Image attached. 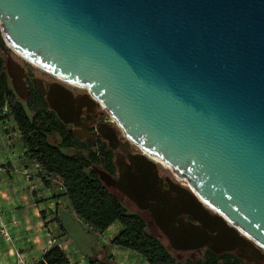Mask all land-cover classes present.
<instances>
[{"label":"water","instance_id":"95a60500","mask_svg":"<svg viewBox=\"0 0 264 264\" xmlns=\"http://www.w3.org/2000/svg\"><path fill=\"white\" fill-rule=\"evenodd\" d=\"M0 30L28 62L86 88L141 148L117 159V177L97 171L173 250L264 261V0H0ZM6 67L25 99L24 67ZM40 87L64 124L83 127L72 89ZM152 157L189 185L165 187Z\"/></svg>","mask_w":264,"mask_h":264},{"label":"trees","instance_id":"16d2710c","mask_svg":"<svg viewBox=\"0 0 264 264\" xmlns=\"http://www.w3.org/2000/svg\"><path fill=\"white\" fill-rule=\"evenodd\" d=\"M8 49L0 32V108L8 107L6 116H11L15 122L29 157L43 172L45 184L55 190L57 187L52 186L53 182L61 183L72 210L81 221L102 232L116 222L122 225L108 246L136 251L148 264H257L235 252L216 254L209 249L196 259H179L150 213L138 209L129 198L101 179L97 168L111 174L116 172L112 151L107 150L104 144L98 146V143L80 139L70 132L54 111L49 110L47 101L39 92L34 91L26 100L16 94L4 59V51ZM55 135L59 138L58 142L50 139ZM120 195L131 201L136 210L131 209ZM57 221L66 236L59 217ZM87 258L90 264H108L99 258ZM35 264L71 263L60 243H57Z\"/></svg>","mask_w":264,"mask_h":264},{"label":"rangeland","instance_id":"374dc122","mask_svg":"<svg viewBox=\"0 0 264 264\" xmlns=\"http://www.w3.org/2000/svg\"><path fill=\"white\" fill-rule=\"evenodd\" d=\"M4 59L5 62L13 60L20 63L26 68L27 73L31 77L36 76L51 81L56 80L79 93L88 91L86 88L69 84L57 78L53 74L35 66L11 48L4 51ZM100 111L102 113V117L109 121L111 125L116 127L118 133L125 138L122 128L117 124V121L110 115V112L102 106V104L100 106ZM3 119L5 120H3L2 123L0 122V264H15L13 254L17 257V264H35L44 256L45 252L48 250V245L53 246L60 242L66 243H64V246H60L67 254L71 264H90V259L87 257L99 258L102 261H107L108 264H148L146 259L140 253L129 249H117L113 251L114 255H111L113 246L108 245H110L113 240L111 237H113L114 234H118L122 229V225L120 223H116L111 226V228L102 232L90 224L81 221L77 215L73 214L74 212L71 208L70 200L65 194V190L61 188V183L60 190L54 191L53 189L47 187L42 176L43 172L37 162L29 157L27 148L22 141L21 134L16 128L12 117L8 115ZM50 139L53 142L59 141V138L56 135L50 137ZM125 139L127 140V138ZM128 143L134 151H139V149L141 150L138 145L129 141ZM11 150H14L15 162H12V158L9 157L8 152ZM68 151L74 152L75 150ZM157 163L160 173L163 176H168L186 187L189 185L187 179L177 178L169 165H165L163 161L161 163ZM25 169H27V172ZM10 170L13 172L12 174ZM26 180H30L29 186L20 184L17 186L15 192L17 196L20 197H24L26 192L30 197L32 196L33 200L38 205H40L42 211L39 213L43 221L39 224L38 229L41 231L40 234L44 233V236L41 235L43 245L44 243L45 246L47 245V250L44 251V253L41 252L42 255L40 254L38 257H33L27 261L20 255L19 249L15 247L13 242L14 238L11 234V226L9 224L10 208L8 206V200L10 198L9 193L12 191L11 189H14L12 188V184H14L15 181L24 182ZM53 183L57 185L58 181L55 180ZM120 197L131 209L136 210V207L131 201L124 198L122 195H120ZM58 201H60V204H57L56 207V203ZM56 209L58 210V213ZM58 214L62 225L66 230V236L58 224ZM153 228L158 231L155 226H153ZM3 229H6L9 232L11 239L5 238L4 233L2 232ZM12 251L13 254H11ZM202 252L203 251H174V254L179 259L183 260L187 257L196 259L201 256ZM20 259L23 263L19 262Z\"/></svg>","mask_w":264,"mask_h":264},{"label":"flooded vegetation","instance_id":"af4514ba","mask_svg":"<svg viewBox=\"0 0 264 264\" xmlns=\"http://www.w3.org/2000/svg\"><path fill=\"white\" fill-rule=\"evenodd\" d=\"M8 60L6 62V66H8ZM24 67V66H23ZM24 72L25 76L24 79L26 80L27 86H28V96L23 99L26 100L30 97V95L36 91L41 94V96L47 101L46 94L42 91L40 87V82L42 83V86L47 90L49 89L50 85L54 82H58L56 80H47V79H42L40 77L33 76L31 77L28 73L26 68L24 67ZM11 79V78H10ZM11 84H12V79H11ZM13 87V85H12ZM14 89V88H13ZM74 92V96L77 100L78 105L81 106V123L83 127H75L74 125L70 124L67 125L68 130L74 134H76L80 139L84 140H91L93 142L98 143V146L100 145H106L107 150L112 151V153L115 156V164L118 158L123 157L126 161H128L129 155L131 154H137L141 152L139 151H134L128 141L118 133L116 127L111 125L109 121L104 119L102 117V113L100 111V106L101 103L95 99H92L88 91L79 93ZM17 94V93H16ZM48 104V102H47ZM49 106V104H48ZM49 110L54 111L52 108L49 106ZM56 114V112L54 111ZM57 115V114H56ZM58 117V116H57ZM86 129L87 135H79L77 130L82 131L83 129ZM116 172L114 174L109 173L110 175L117 177L118 176V166L116 164ZM107 172V171H106ZM160 173V169H159ZM160 175L164 178V185L165 187H168V182H167V177L168 176H163L161 173ZM175 181V180H174ZM48 186V185H47ZM53 187H60V182L58 181V184L55 185L53 183ZM111 187V186H110ZM189 219V217H188ZM208 249V248H205ZM204 249V250H205ZM203 250V251H204ZM256 263V262H255ZM257 264H264V261H261L260 263Z\"/></svg>","mask_w":264,"mask_h":264},{"label":"crops","instance_id":"0c3cea01","mask_svg":"<svg viewBox=\"0 0 264 264\" xmlns=\"http://www.w3.org/2000/svg\"><path fill=\"white\" fill-rule=\"evenodd\" d=\"M8 153H9V157L12 158L11 159L12 162H15L14 150L9 151ZM25 171L27 172V169H25ZM12 173L13 172L11 171V174ZM29 181L30 180H26L24 182L15 181V183L12 184V188L14 189H11L14 192L10 191L9 193L10 198L8 200V206L10 208L9 224L11 226L10 227L11 234L14 238L13 242L15 244V247L19 249L20 255L26 261L33 257L34 258L38 257L40 254L42 255V253H44V251L47 250L46 249L47 245L45 246V243L43 245L42 237H41V235H43L44 233L40 234L41 231H39L38 229L39 224L42 223L43 221L39 213L40 211H42V209L40 208V205H38L33 200L32 196L30 197L29 194H27L26 192L24 194V197L17 196L15 192L17 186H19L20 184H25V186H29ZM47 187L53 189L51 186H47ZM55 190H60V187H57ZM58 202L60 203V201ZM58 202L56 203V207H57ZM56 211L58 213L57 209ZM73 214H75V212ZM58 217L60 218L59 214H58ZM116 223H119V222H116ZM111 226L109 228H111ZM116 235L117 234H114V236L111 237V239H113ZM64 243L65 242L63 243L60 242V245L64 246ZM48 246H49L48 247L49 249L51 245H48ZM117 249H121V248L118 246H113L111 255H114L113 251ZM11 254H13V251ZM13 255H14L15 264H17V257L15 256V254Z\"/></svg>","mask_w":264,"mask_h":264},{"label":"built area","instance_id":"2783aa9c","mask_svg":"<svg viewBox=\"0 0 264 264\" xmlns=\"http://www.w3.org/2000/svg\"><path fill=\"white\" fill-rule=\"evenodd\" d=\"M7 113H8V107L7 106H5L3 108H0V122L1 123L3 122V120H5L3 118L6 116ZM2 232L4 233V236H5L6 239H11V236H10L9 232L6 229H3ZM19 262L23 263V261L21 259H20Z\"/></svg>","mask_w":264,"mask_h":264},{"label":"bare ground","instance_id":"6f19581e","mask_svg":"<svg viewBox=\"0 0 264 264\" xmlns=\"http://www.w3.org/2000/svg\"><path fill=\"white\" fill-rule=\"evenodd\" d=\"M59 79H61V78H59ZM61 80L65 81L64 79H61ZM65 82H67V83H69V84H72V85H75V84L70 83V82H68V81H65ZM76 86H78V85H76ZM79 87H81V86H79ZM152 158H153L154 160H156L157 162H160V163L163 161V160L161 161V159L158 158V157H152ZM157 158H158V159H157ZM159 159H160V160H159ZM164 164H165V163H164ZM165 165H166V164H165ZM166 167H167V166H166ZM170 167H171V166H170ZM171 169H172V168H171Z\"/></svg>","mask_w":264,"mask_h":264}]
</instances>
